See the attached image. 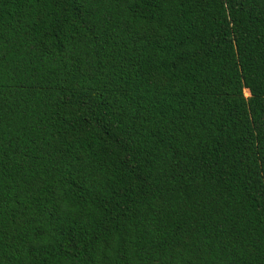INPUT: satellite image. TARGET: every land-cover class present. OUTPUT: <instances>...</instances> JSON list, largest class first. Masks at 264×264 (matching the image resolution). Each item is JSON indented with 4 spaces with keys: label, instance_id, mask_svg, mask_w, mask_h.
<instances>
[{
    "label": "trees",
    "instance_id": "1",
    "mask_svg": "<svg viewBox=\"0 0 264 264\" xmlns=\"http://www.w3.org/2000/svg\"><path fill=\"white\" fill-rule=\"evenodd\" d=\"M0 264H264V0H0Z\"/></svg>",
    "mask_w": 264,
    "mask_h": 264
}]
</instances>
